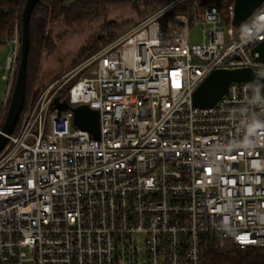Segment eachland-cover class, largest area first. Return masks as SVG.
<instances>
[{
	"label": "built area",
	"instance_id": "obj_1",
	"mask_svg": "<svg viewBox=\"0 0 264 264\" xmlns=\"http://www.w3.org/2000/svg\"><path fill=\"white\" fill-rule=\"evenodd\" d=\"M51 79L0 150V264H203L227 241L264 264V80L230 82L212 106L192 94L214 69L264 73V0L238 26L234 4L169 13ZM200 23L203 40L191 42ZM0 131L17 71L10 37ZM67 88L69 107L52 108ZM99 114L94 138L72 107ZM143 254V259L140 258Z\"/></svg>",
	"mask_w": 264,
	"mask_h": 264
},
{
	"label": "trees",
	"instance_id": "obj_2",
	"mask_svg": "<svg viewBox=\"0 0 264 264\" xmlns=\"http://www.w3.org/2000/svg\"><path fill=\"white\" fill-rule=\"evenodd\" d=\"M173 0H40L30 14L28 21L29 45L25 66V99L22 111L29 108L38 91L48 82L41 85L42 67L44 60L53 54L67 30H71L82 24H92L104 19L110 7L131 6L138 11L144 8L158 10ZM194 2L200 6L216 4L219 8H225L231 0H183L172 6L161 17V24L165 27V19L169 13H188L192 18L191 10ZM25 0H0V39L10 37L14 27L17 26L19 36V48L21 43V12ZM133 22L117 23L104 21L101 26V34L88 39L71 61L70 68L88 57L91 53L101 48L99 38L104 35L102 44H107L115 36L116 31ZM60 26L64 35H54V28ZM20 52L18 51L17 65L19 64ZM41 85V86H40ZM61 97H67V88L59 91ZM18 121L13 130L16 132ZM262 255L258 249L240 250L227 241L221 250H210L203 264H262Z\"/></svg>",
	"mask_w": 264,
	"mask_h": 264
},
{
	"label": "water",
	"instance_id": "obj_3",
	"mask_svg": "<svg viewBox=\"0 0 264 264\" xmlns=\"http://www.w3.org/2000/svg\"><path fill=\"white\" fill-rule=\"evenodd\" d=\"M40 0H25L21 12V43L20 59L16 71L15 81L10 95V100L1 125L0 150L3 148L17 123L25 99V66L29 45L28 21L34 5ZM234 4L232 24L238 26L259 6L263 0H231ZM257 52L259 58H264V40L259 42L251 51ZM264 80V73L254 71L248 67L235 69H214L198 85L192 94L195 106L205 107L214 105L220 97L227 92L230 82H260ZM69 107L67 99L55 96L52 108L60 110ZM73 109V123L76 127L89 131L94 138L99 136V114L96 109L89 108L86 104H78Z\"/></svg>",
	"mask_w": 264,
	"mask_h": 264
},
{
	"label": "rangeland",
	"instance_id": "obj_4",
	"mask_svg": "<svg viewBox=\"0 0 264 264\" xmlns=\"http://www.w3.org/2000/svg\"><path fill=\"white\" fill-rule=\"evenodd\" d=\"M156 10L140 7L138 11L134 10L131 6L124 7H110L108 10L106 17L104 19L98 20L95 23L90 24H82L74 27L71 30H67L66 35H64L62 28L57 26L54 28V35H64V37L57 42V48L53 54L47 57L43 63L42 76L40 79L41 85L50 81L53 78L60 76L61 74L67 72L79 65L82 61L76 64L73 67H69L71 61L76 57L78 51L82 47V45L88 40L92 39L95 36L101 34V26L104 21H115L117 23H127L133 22V24L125 25L120 30L116 31V36L107 44L121 38L124 34L128 33L131 29L136 27L141 22L149 19ZM203 31L200 23H193L190 25V41L191 42H199L203 40ZM104 35L99 38L100 47H104L107 44H102ZM9 44L0 45V66L3 67L5 65V60L7 53L9 51ZM5 81L1 79L0 76V102L3 98V93L5 90ZM40 85V86H41ZM4 118V116H3ZM143 259V254L140 256Z\"/></svg>",
	"mask_w": 264,
	"mask_h": 264
}]
</instances>
